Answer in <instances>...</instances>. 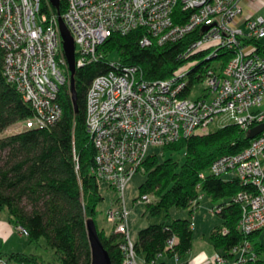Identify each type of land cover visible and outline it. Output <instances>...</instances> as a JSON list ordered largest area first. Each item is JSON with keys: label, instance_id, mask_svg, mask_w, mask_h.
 <instances>
[{"label": "built area", "instance_id": "obj_1", "mask_svg": "<svg viewBox=\"0 0 264 264\" xmlns=\"http://www.w3.org/2000/svg\"><path fill=\"white\" fill-rule=\"evenodd\" d=\"M65 3L61 18L74 42L76 67L94 61L98 46L111 33L124 34L135 28L146 31L139 41L142 46L151 40L159 44L173 42L198 30L186 52L198 50L204 41H214L207 47L235 48L221 70H207L204 95L211 94L207 100L204 95L196 99L182 96L187 85L185 73L149 81L141 77L138 67H119L118 63L112 70L94 77L86 90L84 123L94 147L92 172L120 193L117 205L110 207L105 217L113 225V232L122 235L120 264H138L122 192L133 173L143 172L142 163L150 149L189 136L213 122H221V126L235 123L243 129L264 124L261 109L264 55L256 52L254 44H242L243 38L264 37V16L254 19L247 14L243 21L248 30L244 31L234 21L241 17V0H65ZM51 7L49 0H0L3 75L31 106L34 124L42 126L60 119L57 93L61 85H69L58 16ZM176 9L180 15L175 18ZM209 171L248 185V190L234 197L240 207L237 229L245 234L264 231V129L250 138L241 151L217 157ZM141 199L150 200L147 194ZM17 232L27 235L21 227ZM172 241L170 237L166 242L169 245ZM247 247L234 250L241 253L236 264L243 263ZM225 261L217 253L212 264H226ZM0 264L11 263L0 257Z\"/></svg>", "mask_w": 264, "mask_h": 264}, {"label": "trees", "instance_id": "obj_2", "mask_svg": "<svg viewBox=\"0 0 264 264\" xmlns=\"http://www.w3.org/2000/svg\"><path fill=\"white\" fill-rule=\"evenodd\" d=\"M65 0L57 9L62 15ZM178 10L173 16L179 17ZM175 20V19H174ZM177 21V19H176ZM146 34L144 28L127 33H111L98 46V57L76 67L74 88L76 111L69 85H61L57 101L61 107L58 121L50 125H36L0 136V211L14 228L26 230L31 242L43 238L54 251L56 262L45 263L34 254L10 252L2 254L8 262L18 264H90V247L86 221L96 214V206L103 199L98 181L92 172L94 147L84 123L86 90L91 80L119 67L136 66L144 80L166 79L175 75L183 64L187 85L182 91L188 95L192 86L205 78L208 69L221 70L234 55L235 48L214 45L186 52L198 30L182 38L159 44L151 40L140 45ZM264 38V37H263ZM254 44L256 52L264 55L261 38H243L242 44ZM116 53V60L109 55ZM3 52L0 49V135L12 124L32 120L33 110L16 88L3 75ZM215 60L211 63V60ZM249 129L227 123L208 132H194L189 136L160 147H153L143 160V181L139 195L150 194L145 202L151 214L184 208L191 215L198 199L207 195L220 223L210 230L209 239L225 259L233 258L234 250L248 245L242 264H264V231L242 233L237 229L239 203L234 197L249 187L237 178H226L209 171L219 156L235 154L249 141ZM158 148V149H156ZM174 155H177L176 157ZM218 209V210H216ZM188 217H173L169 222L154 223L137 231L133 240L136 253L150 263L164 252L167 256L182 257L191 246L192 228ZM98 237L107 250L110 264H120L122 235L111 231L105 234L95 224ZM173 237L171 244L167 240ZM237 259V258H236ZM182 264H187V261Z\"/></svg>", "mask_w": 264, "mask_h": 264}, {"label": "rangeland", "instance_id": "obj_3", "mask_svg": "<svg viewBox=\"0 0 264 264\" xmlns=\"http://www.w3.org/2000/svg\"><path fill=\"white\" fill-rule=\"evenodd\" d=\"M245 10L242 11L241 17L236 18L234 21L236 24L240 25V27L247 31L248 28L245 26L243 17H247ZM254 19H258L261 16H264V9H260L252 13ZM262 42H264V38H261ZM214 41H204L202 44L198 46L197 49L205 48L210 44H213ZM116 53H111L109 55L110 60H116ZM214 59L211 60V63H214ZM190 63L183 64L176 70V74L185 73ZM207 89V80L203 78L201 81L196 82L189 94L187 95L189 99H196L197 97H202L206 93ZM211 94L204 95V99H209ZM261 109L264 110V101L262 102ZM222 117L223 115H218ZM216 119V117H215ZM214 119V121H215ZM34 122L32 120H22L18 121L11 126H9L0 136L11 134L13 132H17L23 130L24 128L32 127ZM221 126V122H213L209 124L205 128H198L196 132L210 131L217 127ZM152 149V148H151ZM158 149V148H156ZM175 157L177 155H174ZM225 177V175H222ZM144 175L137 171L133 173L129 179L127 180L123 192L122 198L125 207L128 210V227H129V236L131 240L136 238L137 231L143 227H146L150 224L154 223H162L169 222L173 217H182L187 216L193 221L198 223L196 227L197 235L195 231L192 232V246L190 251L184 254L180 258H176L175 256L166 257L164 255L159 258L165 261L164 264H176L183 263L185 260L193 258L196 264H203L201 260L202 257H198L201 254L202 248H207L209 251L212 250L211 243L209 242V232L213 224H219L220 219L213 211V204L207 195H202L198 199V209H194L191 215H188V211L184 208H170L167 213L161 210L159 213L151 214L148 212L145 201L141 199L139 195L138 186L143 181ZM99 192L102 195L103 199L96 206V214L94 216L95 224L99 230H103L105 234H109L113 231V225L106 219L105 213L106 211L112 207L117 205V198L120 197V193L114 190L109 183L101 178L97 179ZM149 199L151 200L152 195L148 194ZM200 209V210H199ZM0 220H6V213L4 211H0ZM194 229V227H193ZM11 233L7 235L0 236V252L2 254H7L10 252H21L26 254H34L43 259L45 263L47 262H56L54 251L45 243L43 238H40L38 242L29 241L28 237L17 232L16 228H12ZM205 235L202 237L201 232ZM206 241L208 243H206ZM207 244V245H206ZM220 252V250L217 249ZM241 255L239 250L234 251L233 258H228L225 262L227 264H236V258ZM137 261L140 264H146L142 261L141 255H137ZM11 264H18L15 261H11Z\"/></svg>", "mask_w": 264, "mask_h": 264}, {"label": "water", "instance_id": "obj_4", "mask_svg": "<svg viewBox=\"0 0 264 264\" xmlns=\"http://www.w3.org/2000/svg\"><path fill=\"white\" fill-rule=\"evenodd\" d=\"M49 2L54 8L57 9L59 0H49ZM57 16H58V28L61 37L62 50L69 70V90L71 94V100L74 105V109L76 111V96H75L74 77H73L74 71L76 69L75 57H74V42L61 16L59 14ZM262 129H264V124L249 129V136L250 137L255 136ZM86 234L90 247V264H110V258L108 252L103 247L98 237L97 230L92 219H88L86 221Z\"/></svg>", "mask_w": 264, "mask_h": 264}, {"label": "crops", "instance_id": "obj_5", "mask_svg": "<svg viewBox=\"0 0 264 264\" xmlns=\"http://www.w3.org/2000/svg\"><path fill=\"white\" fill-rule=\"evenodd\" d=\"M241 6H242V11L245 10L246 12L252 14V13H254L256 11H259L260 9H263V7H264V0H241ZM212 204H213V202H212ZM182 217H187V216H182ZM191 221L193 222V225L191 226L192 232L194 230L195 231V234L197 235L196 227L198 226V223L195 222V221H193V219H191ZM216 225H218V224H213L212 227H214ZM193 227H194V229H193ZM212 227H211V229H212ZM12 228H13V226H11L7 221L0 220V236L1 237H3V235H7L8 233L13 232L12 231ZM209 234H210V232H209ZM204 235H205V231H204V233L201 232V236L203 237ZM209 242L211 243L210 239H209ZM206 243H208V242L206 241ZM191 246H192V240H191ZM191 246H190V249H191ZM211 246H212L211 247L212 248L211 251H209L207 248H202L201 254L198 255V257H202L201 260L203 261V264H212V259L214 258V255L217 254V253L221 254V252L217 251V249H215L213 247L212 243H211ZM190 249H189V251H190ZM138 254L141 255V259H142V261L144 263L150 264V263H147L144 260V257H143V255L141 253H137V255ZM162 255H164L166 257H171V256H167L164 252H162L157 257V259L155 260V264H164L165 263V261L162 258L161 259L159 258ZM185 261H187V264H196V262L193 260V258H190V259L185 260ZM138 264H140V263H138Z\"/></svg>", "mask_w": 264, "mask_h": 264}, {"label": "bare ground", "instance_id": "obj_6", "mask_svg": "<svg viewBox=\"0 0 264 264\" xmlns=\"http://www.w3.org/2000/svg\"><path fill=\"white\" fill-rule=\"evenodd\" d=\"M257 231H260V230H257ZM255 232V231H254Z\"/></svg>", "mask_w": 264, "mask_h": 264}]
</instances>
